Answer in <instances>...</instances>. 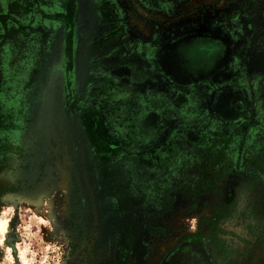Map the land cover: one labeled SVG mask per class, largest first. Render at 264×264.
<instances>
[{
    "label": "rangeland",
    "instance_id": "1",
    "mask_svg": "<svg viewBox=\"0 0 264 264\" xmlns=\"http://www.w3.org/2000/svg\"><path fill=\"white\" fill-rule=\"evenodd\" d=\"M13 1L0 14V264H264V107L222 127L165 77L124 61L108 77V27L146 46L164 10L154 24L139 0ZM177 1H162L176 18ZM191 1L198 16L206 0ZM220 2L264 31V0ZM219 130L232 152L205 151Z\"/></svg>",
    "mask_w": 264,
    "mask_h": 264
},
{
    "label": "flooded vegetation",
    "instance_id": "2",
    "mask_svg": "<svg viewBox=\"0 0 264 264\" xmlns=\"http://www.w3.org/2000/svg\"><path fill=\"white\" fill-rule=\"evenodd\" d=\"M8 1L10 2L7 4L8 8L16 3L13 0ZM139 1L140 6L151 12L154 24L164 21L161 17L164 12L161 13V10L170 14L168 16L170 21H165L163 28L154 27V34L147 36L148 38H141V41L147 40L146 46L125 42L124 33H121L122 28L109 26L108 47L110 49L108 51H112L114 45L119 46V49L118 53L108 56V77L115 79L109 73H115L116 68L123 67V65L115 64L124 61L123 63L130 66L133 71L152 72L158 77H165L171 83L184 86L190 99H195L197 94L202 100L201 104L214 105L213 110L216 112L220 109L221 113L219 117H216L220 126L223 127L230 124V121H234L242 122L241 125L245 127L243 120H248L251 116L250 110L253 108L251 106L257 105L256 102H258L261 109L264 107L262 23L251 18L249 12L230 11L227 5L226 9L222 8L221 0H206L202 11L197 12L198 16L194 15L196 13L191 14L195 7L191 6V0H186L182 6L185 10L184 17L178 18H176L178 12L175 4H163V0ZM181 2L183 1L179 0L177 4ZM5 4L6 0H0V14ZM6 15H11V12L9 10L8 14L5 12L0 16V20H5ZM136 49L140 54H137L133 64L131 53ZM222 133L219 130L216 134L212 136L208 134L203 138L208 143L211 136L210 144L206 145V152H232L230 147L225 149L215 145L218 142L223 143L224 138L228 139ZM213 137L219 139L212 140ZM217 158L222 157L220 155L212 157V159ZM220 163H223V160L212 162L209 168L211 175H216L214 168L216 169ZM217 179V183L223 182V178ZM207 185L209 191L214 186L211 182ZM223 212L218 208L214 220L224 221L227 217Z\"/></svg>",
    "mask_w": 264,
    "mask_h": 264
},
{
    "label": "bare ground",
    "instance_id": "3",
    "mask_svg": "<svg viewBox=\"0 0 264 264\" xmlns=\"http://www.w3.org/2000/svg\"><path fill=\"white\" fill-rule=\"evenodd\" d=\"M43 193H45V191L40 190L39 192H37V196L40 194H43ZM0 230H1V233L3 234V237L5 238L10 231L9 223L8 222H0ZM2 244H3V240L0 242V245H2Z\"/></svg>",
    "mask_w": 264,
    "mask_h": 264
}]
</instances>
